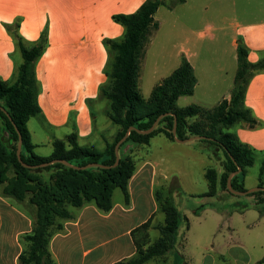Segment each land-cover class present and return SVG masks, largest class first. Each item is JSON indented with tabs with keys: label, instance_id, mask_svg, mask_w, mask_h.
<instances>
[{
	"label": "crops",
	"instance_id": "1",
	"mask_svg": "<svg viewBox=\"0 0 264 264\" xmlns=\"http://www.w3.org/2000/svg\"><path fill=\"white\" fill-rule=\"evenodd\" d=\"M146 1L0 0V80L14 84L18 79L23 64L19 41L30 48L43 36L47 38L46 48L35 64L37 101L42 113L28 122L37 155L51 156L54 142H67L71 134L77 135L80 146L105 150L107 142L102 133L113 127L105 116L109 102L101 97L109 61L106 40L120 41L125 36V28L115 21V15L133 14ZM154 20L159 27L146 48L141 68L148 67L149 62L155 65L159 59L166 63L161 74V69H153L157 79L145 99L185 57L197 85L192 96L178 99L177 107L196 105L212 110L232 99L239 44L248 49L251 64L264 59V0H185L174 7L162 5ZM165 34L167 39L180 41L173 50L159 42ZM141 71L140 90L144 82ZM181 99H185L183 105ZM244 107L251 111L256 125L238 123L229 132L253 151L255 161L251 167L260 161L256 183L249 185V174L245 177V187L251 190L264 187V68L249 81ZM96 108L104 115L100 130L96 128ZM32 119H38V131L31 129ZM199 119L190 118L189 123ZM156 140L161 141V149L169 150L189 143L159 134L150 144L137 145L145 154L133 158L137 169L128 184L129 202L125 197H113L109 212H103L95 203L81 208L69 206L73 219L63 221L61 231L52 228L49 248L57 264L127 263L137 257L136 235L141 226L148 222L153 227L164 225L165 213L160 209L157 192L168 176L162 163L150 157ZM44 147L50 153H43ZM145 190L149 198H145ZM208 191L209 184L202 194L204 205L196 212L206 219L210 217L216 225L202 230L197 243L184 232L178 264H264V204L259 205L256 196L246 195L245 200L231 201L247 203V209L220 208L216 202L228 200L229 194L218 187L216 195L208 197ZM177 196L178 190L173 195L176 206ZM23 203L4 197L0 187V264H18L26 248L23 237L33 232L34 214L26 211ZM142 203L149 206V211L138 220ZM177 208L191 226L188 214Z\"/></svg>",
	"mask_w": 264,
	"mask_h": 264
},
{
	"label": "trees",
	"instance_id": "2",
	"mask_svg": "<svg viewBox=\"0 0 264 264\" xmlns=\"http://www.w3.org/2000/svg\"><path fill=\"white\" fill-rule=\"evenodd\" d=\"M184 2L185 0H173V3L169 4L166 0H147L133 14L114 16L115 21L125 28V36L120 41L106 40L109 61L106 68L107 80L101 88V97L109 102L110 120L121 126L122 131L117 134L115 142L110 147L107 145L105 151L95 147L80 146L77 135L71 134L67 142L62 140L54 142V152L49 157L39 156L34 152L28 122L32 117L42 113L37 101L35 64L46 48L47 38L43 36L37 45L30 48L19 41L23 64L18 79L14 84L0 80V106L11 117L10 119L0 108V122L10 133L9 138L0 136L2 195L22 203L31 193L32 196L28 201L36 207L33 232L23 237L26 248L20 255L18 264H57L49 248L54 234L52 228L56 227V231H61L64 228L62 222L73 219V215L68 210L69 206L81 208L86 204L95 203L103 212H109L113 208V193L116 189H121L126 202L130 201L128 184L137 166L131 156L120 157L119 164L115 166L116 144L125 136L129 128L148 130L164 114L170 113L159 122L151 134L143 135L132 131L126 142L148 145L151 139L159 134H164L172 141L176 138L184 140L194 136H205L208 139L203 141L216 146L227 159L226 172L220 182L216 170L209 169L206 172L209 184L206 195L214 197L218 185L228 190V177L239 168L242 172L233 178L232 186L237 191H247L244 181L248 169L255 161L254 153L229 130L238 123L244 122L250 127H254L257 123L251 111L244 107V98L249 81L256 71L264 68V59L258 64H251L248 60V49L239 44L238 71L232 99L230 103L224 101L212 110H205L196 105L186 108L177 107L178 99L181 96H192L197 85L194 70L185 57H182L179 67L154 88L148 99H145L139 91L141 63L152 35L159 27L154 20L156 12L162 5L169 4L170 7H174ZM174 116L178 121L177 137L173 135ZM193 117L200 119L189 123V119ZM205 121H210V124ZM164 123H167L166 127L162 126ZM221 125L222 127L218 129ZM18 131L23 138L21 159L28 165L37 166L53 160H66L75 166L99 163L109 168L76 170L60 163L36 170L25 168L17 156ZM187 133L189 135H186ZM11 167L15 170L12 177L8 176ZM263 194L264 191H260L248 196L257 198ZM263 204L264 200L259 205ZM231 207L245 210L249 205L238 202ZM161 210L165 213V223L159 228L162 235L159 241L146 252L138 249L139 255L130 262L118 264H143L153 257L163 255L169 248L175 246L181 223L186 218L172 199L163 202ZM148 226L149 222L140 229ZM180 258L181 256L176 253L174 264H178Z\"/></svg>",
	"mask_w": 264,
	"mask_h": 264
},
{
	"label": "rangeland",
	"instance_id": "3",
	"mask_svg": "<svg viewBox=\"0 0 264 264\" xmlns=\"http://www.w3.org/2000/svg\"><path fill=\"white\" fill-rule=\"evenodd\" d=\"M166 2L172 4L173 0H166ZM167 31L168 30H166V32ZM159 42H163V44L168 49L173 50L176 45L177 46L179 45L180 41L177 38H173V37L167 39L165 34L159 40ZM159 60L160 61L154 62L155 65L149 62L148 67L146 66L145 69L141 68L142 70L141 74L144 75V82L142 83V88L141 90L139 89V91L144 98H147L148 95H150L148 93L157 79L156 78L157 76L153 73L154 71L153 69L156 67L158 69H161L159 74H161L164 69L163 67L165 66L166 62L162 61L161 59ZM183 100L185 99H181L180 105H183L184 102ZM108 112H109V108H106L105 116L107 118H109ZM95 115H96V128L100 130L102 127L104 115L97 108ZM32 120L33 121L31 122L30 125L31 129L38 131L39 129V122L37 121L38 119H32ZM110 122L113 127L111 128L107 127L106 132L102 133V135H104L103 138L106 140L107 145L109 147L111 146V144L115 142L117 138V134H119V132L122 131L121 126L114 124L111 120ZM206 123L210 124V121H207ZM162 126L166 127L167 123L162 124ZM221 127L222 125L218 126V129ZM186 135H189V133H187ZM0 136L4 138L10 137V133L6 131L4 124H2L1 122H0ZM153 144L154 145L152 147V152L150 157L162 163L161 168H163L164 173L168 176V181H164L163 184H160L157 192V198L160 205V209H161V204L165 202L167 199L173 200V195L178 190V196L176 197L177 206L181 209L182 212L188 214V217L190 218L191 221V226H189V221L184 220L181 223L175 246L169 248L168 251L163 255L153 257L152 259H150L149 261L143 264H174L175 254L178 253L180 255L178 249H180L179 244L183 242L184 232L186 233V235L189 236L191 242L197 243L202 230H204L205 228H209L212 225H216V222H213L214 220H211L210 217H207L206 219L203 216V214L197 215L196 211H200L202 206L204 205V202H202V200L204 201L202 194L204 193L203 191H206L208 185L206 174L204 172L205 169L206 172L209 169L216 170L220 182L222 175L226 172L227 159L225 158L224 153L221 150L217 149L216 146H212L211 144L204 142L202 140L190 141L186 145L178 147L179 149L177 150H169L166 147H163V149H161L162 144L160 140L154 141ZM45 148L46 147L42 149L43 153H50L49 149H45ZM138 150H139V154L137 153ZM144 154L145 151L143 150L140 151V149H138L137 147V144L133 143L132 141L123 143V146L121 147L119 152L120 157L123 158L128 156L135 158L138 155L144 156ZM134 160L136 162V159ZM260 167H261L260 161H257L256 165L249 169L248 172L249 175L247 177L249 185H254L256 183L257 180L256 178ZM14 174H15V170L13 167H11V169L8 172V176L12 177L14 176ZM219 186L220 185H218V187ZM221 189L226 194H229L230 198L228 200L217 201L216 205L220 208L232 209L231 205L233 203H238V202H233L234 200L235 201L245 200L244 199L245 196L244 197L233 196L230 193H228V190H224L223 188ZM28 196L29 197H27V199L23 203V207L26 211L35 214L36 207L31 203H29L28 201L30 196H32V194L29 193ZM144 196L145 198L147 197L149 198V193L146 190L144 192ZM113 197L115 200L124 199V194L121 191V189H116L114 191ZM257 198L259 200V204L260 202L262 203V201L264 200V194ZM148 211H149V206L146 203H142V207L139 208L138 220H140V218L144 216ZM159 228L160 226L153 227L149 223L148 227L139 230V232L136 235V241L139 250L146 252L150 248L155 246V244L162 237ZM203 244L204 243H201V245ZM253 245H255V243H253ZM259 248L260 247H257V249ZM138 255L139 254H137V256Z\"/></svg>",
	"mask_w": 264,
	"mask_h": 264
},
{
	"label": "water",
	"instance_id": "4",
	"mask_svg": "<svg viewBox=\"0 0 264 264\" xmlns=\"http://www.w3.org/2000/svg\"><path fill=\"white\" fill-rule=\"evenodd\" d=\"M0 108L2 110H4V112L9 116L8 112L4 108H2L1 106H0ZM169 114L161 115L148 130H139V129L135 128V127L129 128V130L127 131L125 136L116 144L115 154H116L117 159H116L115 166H117L119 164V161H120V155H119L120 147H121V145L123 143H125L127 141L128 137L130 136V133L132 131H137L139 134H143V135H149L157 128L159 122L165 116H168ZM174 117H175V120H174V127H173V135L175 137H177L178 121H177V117L176 116H174ZM9 118L11 119L10 116H9ZM18 134H19V142H18V145H17V156H18L19 161L21 162V164L25 168L36 170V169L44 168V167H47V166H50V165L58 164V163L63 164L65 166H67L68 168H73V169H76V170H86V169H89V168H109L108 166L102 165V164H99V163H92V164H89L87 166H75V165L71 164L70 162H68L66 160H53L51 162H48V163H45V164H42V165H37V166L28 165V164L24 163L22 161V159H21L22 148H23V138H22V135H21V133L19 131H18ZM207 139L208 138L205 137V136H194V137H190V138H187V139H184V140H180V139L176 138V141L180 142V143H186V142H190V141H193V140H207ZM241 172H242V169L239 168L236 172L231 173L229 175V177H228L227 188H228V190H229V192L231 194H233L235 196H238V197H242V196L250 195V194L255 193V192L264 191V187H257V188L251 189V190H247L245 192H241V191L235 190L233 188V186H232V180H233V178L235 176L239 175Z\"/></svg>",
	"mask_w": 264,
	"mask_h": 264
}]
</instances>
